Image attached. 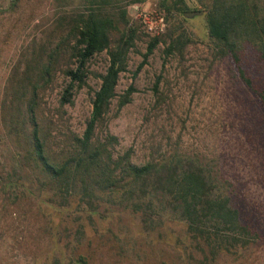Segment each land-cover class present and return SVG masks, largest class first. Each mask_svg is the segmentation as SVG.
<instances>
[{"label": "rangeland", "instance_id": "obj_1", "mask_svg": "<svg viewBox=\"0 0 264 264\" xmlns=\"http://www.w3.org/2000/svg\"><path fill=\"white\" fill-rule=\"evenodd\" d=\"M161 1L112 0L107 6L113 12L126 6V26L136 28V38L126 69L119 74L117 97L94 138L115 136L117 141L108 145L113 158L131 149L130 162L135 166L175 151L212 166L254 235L249 249L241 255H224L217 264H264V110L228 55H221L208 35L210 0H185L190 9L186 12H201L192 17L175 10L169 16ZM88 5L87 0H0V264H58L59 256L68 260L78 254L87 264H179L176 224L162 225L170 233L162 237L160 227L144 231L134 213L120 211L111 217L106 212L87 223L86 215L77 212L69 217L60 211L56 216L42 211V188L47 185H41L31 159L22 173L18 171L17 184L5 183L17 166L16 156L24 152L26 132L32 129L26 102L35 79L33 65L41 64L52 47L58 46L52 79L39 84L35 97L40 135L58 160L71 148L72 138L84 132L99 75L108 66L107 52L88 61L87 86L75 91L72 104L61 106L60 94L69 83L64 70L71 65L72 41L69 45L62 41L66 27L60 18L85 11ZM138 5L164 13L166 28L158 36L177 28L188 42L181 53L170 55L164 53L165 43L159 42L135 73L154 37L136 19ZM118 36L112 32L113 43ZM129 85L135 88L131 101L117 109L118 96ZM78 224L85 225L84 232L76 233Z\"/></svg>", "mask_w": 264, "mask_h": 264}, {"label": "trees", "instance_id": "obj_2", "mask_svg": "<svg viewBox=\"0 0 264 264\" xmlns=\"http://www.w3.org/2000/svg\"><path fill=\"white\" fill-rule=\"evenodd\" d=\"M111 1L87 0L85 11L60 18L65 19L66 27L62 41L67 45L72 41L68 51L69 64L73 65L64 70L69 83L60 94L61 106L72 104L75 91L87 86L91 73L88 61L107 52L108 66L99 75L100 84L93 93L84 132L72 138L71 148L58 160L40 135L35 97L39 84L52 79L58 46L52 47L41 64L33 65L35 79L31 98L26 102L32 129L26 132L24 152L16 156L17 166L7 174L5 183L9 187L17 184L16 177L31 159L40 172L37 177L41 185H47L42 188L45 195L40 204L42 211L49 210L55 216L56 211L67 216L77 212L86 215L87 223L94 216L101 219L107 213L111 217L120 211L134 213L139 215L146 232L164 228L166 222L176 224L180 226L175 234L179 264H217L224 255H241L253 244V230L241 218L240 209L212 166L178 151L135 166L130 162L131 149L113 158L108 145L117 141L115 136L94 138L97 125L104 122L112 100L117 97L119 74L125 71L128 53L135 47L136 28L126 26L129 21L126 6L113 12L107 9ZM160 5L169 16L174 10L178 14L190 10L185 0H162ZM206 7L209 37L221 55H228L240 80L256 95L264 110V0H210ZM114 31L119 36L113 43ZM161 41L165 43V55H170L175 51L181 53L188 38L177 28H169L163 36L151 37L135 73ZM161 78L162 74L157 75L155 91ZM134 92V86L129 85L118 96L117 109L129 103ZM84 226L75 225L76 233L84 232ZM163 231L162 237L170 234ZM55 260L58 264H87L81 254L68 260L59 256Z\"/></svg>", "mask_w": 264, "mask_h": 264}, {"label": "built area", "instance_id": "obj_3", "mask_svg": "<svg viewBox=\"0 0 264 264\" xmlns=\"http://www.w3.org/2000/svg\"><path fill=\"white\" fill-rule=\"evenodd\" d=\"M135 17L142 24L145 31L153 36L164 33L166 20L164 13L158 9H143L142 6H134Z\"/></svg>", "mask_w": 264, "mask_h": 264}, {"label": "water", "instance_id": "obj_4", "mask_svg": "<svg viewBox=\"0 0 264 264\" xmlns=\"http://www.w3.org/2000/svg\"><path fill=\"white\" fill-rule=\"evenodd\" d=\"M200 13H201V12L191 11V12H184L183 15H184L185 17H192V16H194V15H196V14H200Z\"/></svg>", "mask_w": 264, "mask_h": 264}]
</instances>
